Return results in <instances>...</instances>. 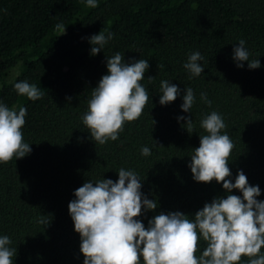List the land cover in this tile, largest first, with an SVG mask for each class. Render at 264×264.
Returning <instances> with one entry per match:
<instances>
[{"label":"trees","instance_id":"obj_1","mask_svg":"<svg viewBox=\"0 0 264 264\" xmlns=\"http://www.w3.org/2000/svg\"><path fill=\"white\" fill-rule=\"evenodd\" d=\"M97 3L90 8L86 0H0V102L17 111L27 108L22 132L32 149L0 163V237L8 236L16 249L13 264H84L68 205L85 182L117 181L120 168L135 171L144 196L157 201L156 210L143 209L138 217L145 227L160 213L179 211L194 219L205 203L226 197L222 183L197 182L189 167L200 135L207 134L200 122L212 111L222 116V134L234 144L228 179L235 183L242 170L264 201V0ZM101 31L114 35L93 56L89 40ZM241 39L259 68L250 69L247 61L237 66L233 52ZM117 52L126 63L149 61L141 81L149 101L139 119L125 123L118 140L99 145L82 117ZM194 52L203 56L198 77L183 66ZM148 77H154L151 83ZM163 80L180 89L167 105L160 104ZM20 81L36 85L43 97L20 96L14 88ZM187 87L195 95L190 113L181 108ZM180 116L193 120L191 134ZM143 147L151 155H142ZM232 194L242 197L239 190ZM205 247L201 239L198 256Z\"/></svg>","mask_w":264,"mask_h":264},{"label":"clouds","instance_id":"obj_2","mask_svg":"<svg viewBox=\"0 0 264 264\" xmlns=\"http://www.w3.org/2000/svg\"><path fill=\"white\" fill-rule=\"evenodd\" d=\"M90 8L98 6L97 0H86ZM57 29L65 33L63 24ZM113 33L103 31L90 37L93 45L91 55L95 56L113 38ZM245 41L239 40L234 48L233 59L237 66L244 67L247 61L250 69L260 67V60H250ZM200 52L189 55L183 65L192 76L204 72ZM149 61L142 59L126 63L119 52L107 60L108 74L103 75L98 86L92 89L88 111L82 117L96 144L105 145L116 141L124 130L126 122L139 119L149 101V94L141 81L149 69ZM160 65H158L159 67ZM151 83L154 77L147 78ZM20 96L31 101L43 97V92L27 81L15 83ZM160 104L174 102L180 95L177 85L161 81ZM71 99L70 97L68 98ZM201 99L211 106L205 93ZM195 103L191 87L186 88L181 108L190 113ZM27 108H9L0 102V163H9L30 154L32 149L23 140L22 128L26 124ZM186 121L183 125L189 134L193 131L191 117H178ZM207 133L200 135V146L194 149L189 165L197 182L222 183L226 197H216L197 211L194 219L175 211L160 213L149 220L148 226L138 219L143 209L154 211L157 201L150 200L142 193V182L132 170L120 168L119 179H101L95 183L85 182L75 190V199L69 205V214L74 229L80 235V251L84 264H240L247 257L246 264H264V201H259L261 189L252 186L242 170L231 179L229 157L234 149L230 137L222 130L226 124L222 116L212 111L200 122ZM144 156L151 155L148 147L141 149ZM239 190L242 197L232 194ZM49 224L45 219L39 221ZM201 239L206 243L201 255ZM8 236L0 237V264H13L16 249Z\"/></svg>","mask_w":264,"mask_h":264}]
</instances>
